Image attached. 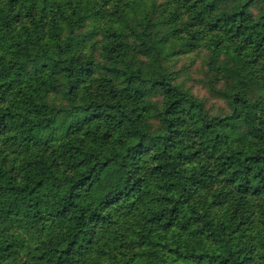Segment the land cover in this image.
I'll return each mask as SVG.
<instances>
[{
	"label": "trees",
	"instance_id": "1",
	"mask_svg": "<svg viewBox=\"0 0 264 264\" xmlns=\"http://www.w3.org/2000/svg\"><path fill=\"white\" fill-rule=\"evenodd\" d=\"M0 264H264V0H0Z\"/></svg>",
	"mask_w": 264,
	"mask_h": 264
},
{
	"label": "rangeland",
	"instance_id": "2",
	"mask_svg": "<svg viewBox=\"0 0 264 264\" xmlns=\"http://www.w3.org/2000/svg\"><path fill=\"white\" fill-rule=\"evenodd\" d=\"M203 58L204 52L174 56L170 59L168 68L177 74V82L204 101L209 112L212 114L222 113L226 110L225 101L216 95L214 90L222 88L223 82L209 81L205 75L206 66Z\"/></svg>",
	"mask_w": 264,
	"mask_h": 264
}]
</instances>
